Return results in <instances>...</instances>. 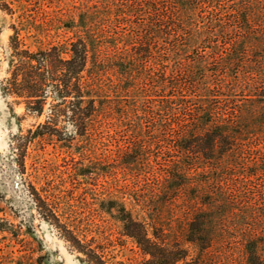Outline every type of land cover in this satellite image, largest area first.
<instances>
[{
	"label": "trees",
	"instance_id": "1",
	"mask_svg": "<svg viewBox=\"0 0 264 264\" xmlns=\"http://www.w3.org/2000/svg\"><path fill=\"white\" fill-rule=\"evenodd\" d=\"M32 1L0 0L18 14L5 89L37 115L52 98L55 182L33 190L69 248L86 264H264L261 1ZM0 264L42 262L2 246Z\"/></svg>",
	"mask_w": 264,
	"mask_h": 264
},
{
	"label": "rangeland",
	"instance_id": "2",
	"mask_svg": "<svg viewBox=\"0 0 264 264\" xmlns=\"http://www.w3.org/2000/svg\"><path fill=\"white\" fill-rule=\"evenodd\" d=\"M260 1L264 5V0ZM32 2V13H35L41 7L40 0ZM54 4L47 7L46 14L52 17L48 27L55 34L53 39L57 40L56 35L64 30ZM17 15L0 9V247L13 250L16 257L32 252L42 264H86L69 248L37 206L39 202L33 189L41 192L43 187L55 182V137L45 139L43 135L47 128L39 126L50 113L52 98H48L44 112L37 115L5 89L12 61L9 44L14 31L11 26L17 23ZM60 164V168L65 169V163ZM228 199L234 206H242L247 200L234 192ZM232 246L240 255V244L235 242Z\"/></svg>",
	"mask_w": 264,
	"mask_h": 264
}]
</instances>
